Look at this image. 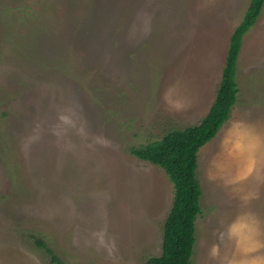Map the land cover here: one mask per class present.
<instances>
[{"label":"rangeland","instance_id":"obj_1","mask_svg":"<svg viewBox=\"0 0 264 264\" xmlns=\"http://www.w3.org/2000/svg\"><path fill=\"white\" fill-rule=\"evenodd\" d=\"M251 0H0V264H142L175 187L133 147L198 125ZM199 149L190 264H264V7Z\"/></svg>","mask_w":264,"mask_h":264},{"label":"trees","instance_id":"obj_2","mask_svg":"<svg viewBox=\"0 0 264 264\" xmlns=\"http://www.w3.org/2000/svg\"><path fill=\"white\" fill-rule=\"evenodd\" d=\"M264 0H251L239 25L234 29L223 68V79L209 114L198 125L169 131L131 152L140 159L166 170L175 187L172 209L164 225L162 254L151 256L142 264H190L196 242V220L201 213L202 189L197 177L199 149L215 137L238 97L237 64L244 35L254 26ZM56 264H67L41 238H36Z\"/></svg>","mask_w":264,"mask_h":264}]
</instances>
